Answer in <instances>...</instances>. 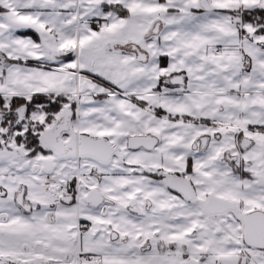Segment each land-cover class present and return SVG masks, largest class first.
<instances>
[{
    "label": "snow or ice",
    "instance_id": "6c2138e0",
    "mask_svg": "<svg viewBox=\"0 0 264 264\" xmlns=\"http://www.w3.org/2000/svg\"><path fill=\"white\" fill-rule=\"evenodd\" d=\"M0 264H264V0H0Z\"/></svg>",
    "mask_w": 264,
    "mask_h": 264
}]
</instances>
